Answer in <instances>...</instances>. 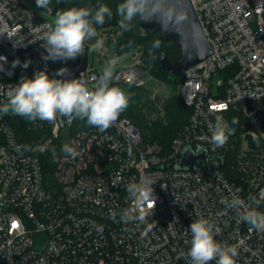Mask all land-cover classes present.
I'll use <instances>...</instances> for the list:
<instances>
[{"label": "built area", "instance_id": "built-area-1", "mask_svg": "<svg viewBox=\"0 0 264 264\" xmlns=\"http://www.w3.org/2000/svg\"><path fill=\"white\" fill-rule=\"evenodd\" d=\"M190 1L212 53L186 70L180 94L191 112L169 147L145 139L126 110L103 132L78 119L30 122L0 112V264H188L190 225L198 218L219 229L218 242L236 247V264H264V231L222 202L255 197L264 212V0ZM53 20L52 7L38 8L36 0H0V31L11 36L0 34L7 58L0 61V107L22 76L37 71L57 79L83 73L90 84L102 74L89 61V41L75 59H43L38 38ZM16 59L31 63L13 68ZM60 68L68 74L57 76ZM113 83L132 96L146 83L142 62L115 71ZM217 115L235 130L223 147L210 142ZM65 143L80 155L65 157ZM200 146L208 149L204 163L176 167L186 148ZM51 147L59 152L55 184H47L42 161ZM144 180L154 181L153 216L146 224L120 222L130 204L125 186ZM147 224L157 226L142 236Z\"/></svg>", "mask_w": 264, "mask_h": 264}, {"label": "clouds", "instance_id": "clouds-1", "mask_svg": "<svg viewBox=\"0 0 264 264\" xmlns=\"http://www.w3.org/2000/svg\"><path fill=\"white\" fill-rule=\"evenodd\" d=\"M51 0H36L38 8L48 10ZM152 8V15L146 16L149 6ZM159 0H123L116 8V15L119 17L118 25L122 32L132 31L133 20L137 17L151 21L158 18V22L164 31L172 24L183 23L187 16L182 11L169 13L167 19L159 18ZM31 22V14H26ZM113 12L105 4H99L95 8L89 6L69 7L55 12V18L51 24L46 25V31L38 40L42 41V47L46 50L43 56L45 61H68L85 53V42L97 37V25H104L106 18L111 20ZM8 31H0V34ZM160 41H154L152 49L160 47ZM23 43L13 42V46ZM149 55L153 53L150 49ZM0 61L7 62L6 57L0 56ZM30 60L23 64L18 59L12 62V67L21 66L27 68ZM118 63L117 59L109 61L102 74L91 83L83 78L57 79L50 78L44 71H37L33 78L22 76L19 83L14 85L8 94V101L0 112L4 114L18 115L27 121L37 120L56 122L58 117L69 120L78 119L86 121L89 126L95 127L101 132L106 131L128 108L131 93L115 86L114 70ZM2 68V65H0ZM67 68H60L56 75L65 76ZM133 77H129L131 84ZM233 125L239 123L234 117ZM234 128L220 115H217L215 124L211 129L210 142L217 147H223L229 137L234 134ZM264 134V133H261ZM253 140L258 141L259 137L254 133ZM53 160L56 162L59 157L55 147L51 149ZM60 152L65 157L73 159L80 153L70 144L61 146ZM131 154V149H129ZM153 180L142 182H130L125 186L127 199L130 201L128 207L120 210V222L146 224L149 215L153 216L156 206V195L152 187ZM162 187H166L163 185ZM228 209L237 213V217L251 228L257 231H264V212L257 210L259 201L255 197H249L246 202L238 195H232L230 199L222 201ZM115 220L116 213L109 212ZM156 224H147L146 229L141 233L146 236ZM190 248L187 252L188 264H210L215 260L216 264H236L237 249L228 244H222L215 239L219 232L218 228L206 218H198L190 225Z\"/></svg>", "mask_w": 264, "mask_h": 264}, {"label": "trees", "instance_id": "trees-1", "mask_svg": "<svg viewBox=\"0 0 264 264\" xmlns=\"http://www.w3.org/2000/svg\"><path fill=\"white\" fill-rule=\"evenodd\" d=\"M123 0H51L50 6L52 7V15L55 17V12L63 10L69 7H83L89 6L95 8L99 4H105L113 12L111 20L106 18L104 25H97L99 27H111L116 26L120 32L119 35V47L121 50L127 49L129 46H139L143 48L142 62L145 63L146 67L155 72L159 77L166 79L168 73L162 69L160 65V58L162 52L166 51L168 60L175 62L182 56L181 49L174 42H165L159 40V33L149 32L144 30L139 23L138 17L133 20L132 31L122 32L118 25L119 17L116 15L117 6L122 3ZM159 40L160 47L158 49H152L154 41ZM152 51L153 55H149V51ZM168 78V77H167ZM175 81L178 78L175 77ZM133 90V89H132ZM177 98L171 97L166 105V116L162 120L157 119L151 120L146 115L144 104L140 100L131 98L129 106L126 109V114L133 121V123L142 131L144 137H151L153 141H157L166 147H169L174 137L178 134L179 128H181L189 119L191 109L183 100L177 101ZM147 108V107H146ZM186 121V122H185ZM49 148L42 157L43 168L46 174L47 184H55L54 169L57 161L54 162L52 149ZM56 151L58 150L55 148ZM59 157V152H57Z\"/></svg>", "mask_w": 264, "mask_h": 264}, {"label": "water", "instance_id": "water-1", "mask_svg": "<svg viewBox=\"0 0 264 264\" xmlns=\"http://www.w3.org/2000/svg\"><path fill=\"white\" fill-rule=\"evenodd\" d=\"M158 17L167 19L169 13L175 14V11H182L187 19L179 24H172L167 31H164L158 18L151 21L138 17L140 26L149 32L159 33V40L165 42H174L182 51L179 60L171 62L168 60L167 52L161 54L160 65L163 70L172 73L181 82L186 80V70L200 63L209 57L212 53V45L208 40L198 15L190 0H159ZM146 16L152 15L151 5ZM208 153L207 147L200 146L197 152L188 147L183 151V157L176 162V167L183 169H192L196 167L197 162L204 163ZM224 159H212V163L221 166Z\"/></svg>", "mask_w": 264, "mask_h": 264}, {"label": "rangeland", "instance_id": "rangeland-1", "mask_svg": "<svg viewBox=\"0 0 264 264\" xmlns=\"http://www.w3.org/2000/svg\"><path fill=\"white\" fill-rule=\"evenodd\" d=\"M97 32V37L89 40V61L93 63V66L100 73L103 72L112 59L118 60L114 72L139 65L142 62L143 48L141 45L129 46L125 50L120 49V32L116 26L99 27ZM142 68L145 72L146 83L141 87L134 88L131 98L138 99L144 104L146 115L151 120H162L166 116V105L171 97L177 98L176 103L183 100L180 94L181 81H175V76L172 73L165 75L166 79L159 77L155 72L147 68L143 62ZM215 78L218 79L219 74ZM183 126L179 128V131ZM145 139L153 141L151 137H145Z\"/></svg>", "mask_w": 264, "mask_h": 264}]
</instances>
